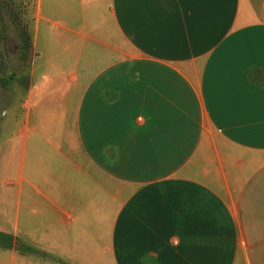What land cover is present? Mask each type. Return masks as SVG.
I'll return each instance as SVG.
<instances>
[{
	"label": "crops",
	"instance_id": "1",
	"mask_svg": "<svg viewBox=\"0 0 264 264\" xmlns=\"http://www.w3.org/2000/svg\"><path fill=\"white\" fill-rule=\"evenodd\" d=\"M32 10L0 264H264V0Z\"/></svg>",
	"mask_w": 264,
	"mask_h": 264
},
{
	"label": "rangeland",
	"instance_id": "2",
	"mask_svg": "<svg viewBox=\"0 0 264 264\" xmlns=\"http://www.w3.org/2000/svg\"><path fill=\"white\" fill-rule=\"evenodd\" d=\"M33 3L34 0H0V168L5 167L6 172L7 165H2L6 158L4 138L18 121L24 81L20 70L26 63L18 58L17 35L20 30L31 35Z\"/></svg>",
	"mask_w": 264,
	"mask_h": 264
},
{
	"label": "trees",
	"instance_id": "3",
	"mask_svg": "<svg viewBox=\"0 0 264 264\" xmlns=\"http://www.w3.org/2000/svg\"><path fill=\"white\" fill-rule=\"evenodd\" d=\"M17 36L19 38V43L17 45L18 46L17 48L18 58L24 59L26 50L29 48L28 36L23 30H20ZM0 246L1 247L11 246V235L10 234H4L0 232ZM16 249L21 252L34 253L41 257H50L49 255H47L45 252L41 250H38L34 247H31L29 245L19 243V242L16 244Z\"/></svg>",
	"mask_w": 264,
	"mask_h": 264
}]
</instances>
